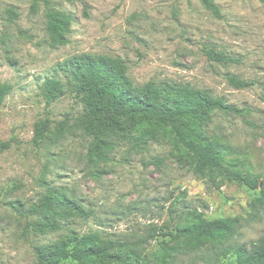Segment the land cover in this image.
<instances>
[{
  "label": "rangeland",
  "instance_id": "374dc122",
  "mask_svg": "<svg viewBox=\"0 0 264 264\" xmlns=\"http://www.w3.org/2000/svg\"><path fill=\"white\" fill-rule=\"evenodd\" d=\"M46 1L74 18L65 45L51 46L43 2L32 12L33 0H0V84L9 87L0 104V142L7 146L0 145V264H37L32 245L67 231L96 232L116 242L115 251L157 264L164 237L151 238V229L172 231L192 210L206 219L237 216L236 232L221 245L184 248L170 264L231 263L238 246L254 247L264 232V0H212L217 14L201 0ZM204 47L235 61H211ZM81 53L120 57L136 85L189 84L243 108L240 114L214 112L206 127L227 146L233 166L194 174L170 156L163 141L143 151L121 142L108 161L87 162L79 96L66 92L46 105L40 90L47 77L64 81L59 64ZM227 74L251 85L234 88ZM44 118L53 121L51 128L67 118V130L34 146V124ZM225 169L250 175L260 186L228 180ZM47 185L60 187L91 215L68 219L56 233L24 230L26 220L35 218H26L27 209Z\"/></svg>",
  "mask_w": 264,
  "mask_h": 264
},
{
  "label": "trees",
  "instance_id": "16d2710c",
  "mask_svg": "<svg viewBox=\"0 0 264 264\" xmlns=\"http://www.w3.org/2000/svg\"><path fill=\"white\" fill-rule=\"evenodd\" d=\"M38 2L45 5V29L51 46L68 43L73 16L54 9L46 0H33L32 12H37ZM201 2L214 14L218 13V7L212 0ZM7 11L16 15L12 9ZM203 52L211 61H235L212 47H204ZM59 68L65 80L45 78L40 85L41 94L46 105L66 92L79 96L82 112L77 120L82 133L88 137L87 162L108 161L121 142L135 151H143L149 143L163 141L170 146V156L194 174L211 175L213 169L233 166V161L226 160L229 154L227 146L216 136L208 134L206 127L214 112L240 114L243 108L189 84L147 81L136 85L127 75L124 60L118 56L81 53L61 62ZM225 78L237 89L251 85V82L235 75L227 74ZM8 91V86L0 84V104ZM52 122L48 118L35 122L34 146L44 141H55L66 132L67 118L55 122L51 128ZM0 145L6 146V143L0 142ZM224 173L228 180L244 184L249 189L260 186L253 177L237 170L225 169ZM260 191L264 197V182ZM10 203L12 207L18 204L17 201ZM26 213L27 219L29 216L35 218L26 220L24 230L37 235L59 232L68 219L91 215V211L78 200L69 197L60 187L50 185ZM238 224L237 216L206 219L196 210L188 211L183 222L172 231L151 229V238L157 235L164 237L160 241L161 254L156 263L170 264V259L184 248L195 250L209 242L221 245L234 236ZM171 241L175 244L170 245ZM116 247V242L106 240L96 232L79 234L67 231L54 241L32 245V251L37 264H148L143 258H134L137 256L135 252H117ZM222 252L226 254L228 249L222 248ZM224 264H264V232L254 247L238 246L234 261Z\"/></svg>",
  "mask_w": 264,
  "mask_h": 264
}]
</instances>
